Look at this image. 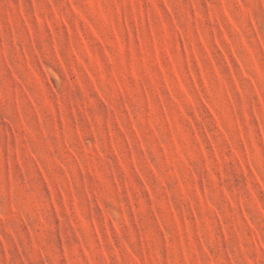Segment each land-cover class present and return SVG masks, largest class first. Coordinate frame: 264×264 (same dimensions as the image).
<instances>
[{
  "label": "rangeland",
  "instance_id": "1",
  "mask_svg": "<svg viewBox=\"0 0 264 264\" xmlns=\"http://www.w3.org/2000/svg\"><path fill=\"white\" fill-rule=\"evenodd\" d=\"M0 264H264V0H0Z\"/></svg>",
  "mask_w": 264,
  "mask_h": 264
}]
</instances>
